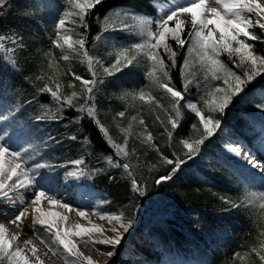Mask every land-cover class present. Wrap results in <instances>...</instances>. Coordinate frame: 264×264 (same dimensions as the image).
I'll return each mask as SVG.
<instances>
[{"label": "trees", "instance_id": "1", "mask_svg": "<svg viewBox=\"0 0 264 264\" xmlns=\"http://www.w3.org/2000/svg\"><path fill=\"white\" fill-rule=\"evenodd\" d=\"M160 1L102 0L87 17L89 24L87 35L100 33L101 19L113 8H120L123 13H134L154 19L157 17V5ZM9 5L0 9L3 13L0 15V35L8 36L15 33L23 38L24 45L14 54L17 60L15 67L0 59V108H5L9 114L14 112L10 120L11 123L16 121V126L10 129L11 134L16 133V136H19L31 131L36 137L34 142L30 140L28 143L31 148L37 149L38 156L48 165L66 168L71 165V161L82 158L84 160L82 167L90 173L84 176V179L89 181L93 188L105 192L107 202L120 207L125 216L135 218L140 210H145V202L156 198L161 214L149 230L164 247L162 251L154 250L157 259H160L162 254H173L191 264H259V259L251 252V247L257 246L259 239H264L259 237V232L264 228V221L256 219L253 209L232 206L233 203L242 200L243 185L239 180L240 176L231 169V160L222 156L216 146L205 144L200 155L187 161L186 149L179 141L183 138L199 137L202 134V127L198 123V118L183 107L184 102H181L182 122L169 140L167 131H171V126L166 125V131L165 126L160 123L165 121L166 124L167 113L164 109L171 111L169 100L160 90L150 89L148 81L145 90L152 91L162 108H157L150 102H133L131 97L122 99L118 96L122 93L119 88L112 90L104 88L98 92L95 90L97 117L108 128L109 134L117 143L124 142V134L120 132L117 124L127 128L131 117L138 115V120L133 122L132 132L128 136L127 147L130 156L126 160H120L121 163L128 162L132 165L131 170L136 180L144 188V195L134 192L131 181L122 168L102 165L105 162L102 158L105 156L113 155L114 160L118 158L92 120L83 117L76 122L77 117L83 114L74 108L64 111L63 119L47 118L46 113H56L57 107L48 93L39 91L45 83L53 90L56 83H60L63 93L70 94L72 91H81L79 82L73 80L71 72L89 77L84 71V64H80L72 54L71 62L63 61L60 59L61 50L52 44V40L55 39L56 15L49 7L65 8L67 6L64 0H9ZM93 19L96 22H93ZM180 19L187 21L182 32V38L187 41L191 29L190 17L181 15ZM172 22L169 24H173ZM257 32L260 35L259 30ZM169 43L178 53L177 67L171 69V75L179 89L183 84L180 65L184 61L187 45L180 48L174 41L169 40ZM251 43L259 54H264V46L259 41ZM6 46L13 47L10 43ZM48 52H51V57L45 55ZM4 55L5 53L0 52V57ZM49 59L55 60L52 68L48 67ZM165 59L167 60V57ZM225 63L233 67L232 63L226 60ZM192 64V72L197 73L194 81L201 85L199 88L196 87L195 92L196 102L201 107L202 103L199 101L205 94V81L196 59L192 60ZM141 67L145 68L143 59ZM37 76H43V79L37 80ZM137 79H129L130 84H136ZM260 82H264V79ZM69 83H73L74 87L69 88ZM209 84L212 85L211 81ZM123 85L130 86L129 81L121 86L124 87ZM191 86H195V83ZM124 91V94L133 93L134 89ZM74 103L77 105L84 103V97L77 98ZM251 105L248 103L243 107L251 109ZM8 107L15 111L12 112ZM119 111H125V116H117ZM229 111H234L235 114L240 112L239 109ZM157 115L160 120L156 119ZM42 116L45 118L39 119ZM139 118L144 119L148 126L147 131L152 134L153 139L150 143L142 142L143 136L139 134L144 132V128L139 124ZM234 119L236 124L232 125L231 134L249 143L250 139L247 136L251 128L247 125L248 122L238 114L234 115ZM193 123L198 125L199 131L192 129ZM72 136H76L77 139H70ZM85 137L90 143L85 142ZM152 144L156 147H152ZM156 148H159V151ZM133 149L135 154H132ZM254 155L264 165V150L257 148ZM162 156L173 160L183 159L185 163L171 179L157 184L156 180L162 175L169 174L173 167L167 164ZM35 231L39 234L34 235L41 242L49 241L48 234L39 225ZM236 253H240L243 259L236 257Z\"/></svg>", "mask_w": 264, "mask_h": 264}, {"label": "snow or ice", "instance_id": "2", "mask_svg": "<svg viewBox=\"0 0 264 264\" xmlns=\"http://www.w3.org/2000/svg\"><path fill=\"white\" fill-rule=\"evenodd\" d=\"M67 7L59 14L55 22V39L52 44L55 48L61 50L63 61L72 59L73 54L80 59L82 64L87 65L90 79H85L76 72H71L74 81H79L81 91H72L70 94H64L62 85L56 83L55 90L49 84L45 83L39 91L48 93L52 101L56 104V113H46L49 119H63L62 113L67 109L74 108L78 113L83 114L77 117V121L83 117H87L98 127V130L106 138V143L113 150V155H108L102 159L109 167L122 168L124 173L131 181L132 190L140 195H144V188L136 180L132 169V165L128 162L121 163V159H127L130 156L127 144L128 136L132 132L133 122L138 120V115L131 117L127 128L120 127L117 124L120 132L124 134V142L117 143L109 134L108 128L97 117L95 105V90L97 85L104 83V79L98 76L97 66L103 70L104 76H113L124 69L135 68L141 64V58L145 61V78L149 81L150 89H158L162 94L166 95L171 111L164 109L167 113V121H160L167 131L166 125L171 126V131H167L169 140L172 139L173 133L180 127L182 122L181 102L183 107L190 110L198 123L202 126L203 132L197 139L183 138L179 143L186 149L185 156L192 159L199 154L201 145L205 140L211 137L215 130L221 125V121L216 118L215 113H223L231 104L233 98L242 94L246 86L253 82L257 77L264 75V54H259L253 43L249 41L264 42V37L257 35L252 29L258 27L264 31V4L259 0H185L184 4L176 5L165 12L159 18L153 19L150 17L139 16L130 13H115L116 17L123 16L132 20L131 24L122 23L119 27L116 26L114 20L110 16H105L101 21V33L93 38L98 41L102 38L104 32L121 31L126 32L130 36L138 37V42L128 43L127 45L117 47L113 53L114 62L110 66L105 67L103 60L90 54L87 48V32L89 24L87 17L92 14V10L102 3V0H64ZM9 5V0H0V9ZM218 5L220 7L214 6ZM3 13L0 12V15ZM181 15L190 17L191 32H189V40L182 38L183 25L187 22L180 19ZM255 16V20L252 17ZM175 21V26L170 27L169 22ZM69 25L71 27H69ZM212 27H209V26ZM83 29V31H81ZM23 38L15 33L8 36L0 35V52L5 53L0 59L5 60L12 67L17 65L15 52L24 47ZM169 40L183 48L186 43L188 55L180 65V75L183 81L182 87L177 88L171 75V69L177 67L176 57L177 51L169 43ZM10 43L13 47H7ZM67 51H66V50ZM226 53L228 58L232 60L235 68L241 71L237 73L233 68L229 67L223 60L220 59L222 54ZM194 57L199 64L205 81V94L200 97L203 107L198 106L197 102L188 101L185 99L189 87L195 83V87L201 85L198 81H194L197 73L190 71L192 60ZM51 57V52L45 53ZM167 57V60L165 59ZM170 62V63H169ZM55 63L54 59H49L48 67L52 68ZM115 70V71H113ZM37 80L43 79V76H37ZM227 85L224 87H212L210 81H220ZM69 88L74 87L73 83H69ZM83 96L84 103L77 105L74 101ZM131 97L133 102H150L154 103L157 108H162L160 101L152 94V91H145L142 87L134 93H125L122 99ZM43 107V106H42ZM261 110H264V103L257 105ZM207 109V114L205 110ZM119 117L125 116V111H119ZM45 117H39L44 119ZM157 120L160 117L156 116ZM139 124L143 126L144 132L139 135L143 136L142 142H151L153 137L147 131V125L143 118H139ZM193 130L199 131L198 125H191ZM145 133H147L145 135ZM4 139L0 136V141ZM70 139H77L76 136ZM86 143H90L88 138H84ZM152 147L156 145L152 144ZM159 151V148H156ZM22 151L12 150L5 143H0V199L10 202L9 207L16 209L17 202L20 205H25L26 197L24 191L29 187L35 186V178L32 173L41 168H51V165L37 163L34 168L25 167L27 161L24 159ZM231 152L237 156L240 151L237 148H231ZM132 154H135L133 149ZM31 158V157H29ZM162 159L169 165H173L171 172L167 175L160 176L156 183L169 180L185 163L183 159ZM244 159L254 168L264 172V165L259 164L251 155H245ZM72 170L65 173V178L78 179L82 176L90 175V173L82 167L84 160L76 159L71 161ZM154 167V166H153ZM103 169H96L102 171ZM11 182V183H10ZM23 190V191H22ZM47 201L49 205H59L64 209L71 211V206L54 195H49L47 191L40 189L33 193L31 205L33 206V215L31 216V228L33 234H39L35 231L39 225L44 232L50 235V242L43 241L48 244L49 251L54 256L62 257L66 261L69 257H74L72 264H96L92 257L84 255L80 251L78 245L74 242L73 237L84 239L86 242L94 246L107 245L113 249L121 243L124 233H127L132 227L134 218L125 216L123 212H100L94 214L100 216L101 219L107 220L112 227L110 231L114 233L112 237L103 236L104 229L100 225L90 224H74L65 226L67 216L58 212L42 210V203ZM106 203V202H105ZM234 208L245 206L254 210V215L258 221H264V190L245 192L243 199L239 204L233 203ZM81 218L86 216L85 211L77 210ZM27 207H23L18 212L14 211L9 217V223L19 227L22 223V218H26ZM54 218V219H53ZM99 236L102 238H95ZM259 237H264V228L259 232ZM19 236L11 234L9 229L0 224V264H43L40 256L37 254L35 246L31 247L32 257L30 259L25 253L24 248L19 245ZM43 240V238H42ZM24 246L30 245V241L25 240ZM251 252L259 259V264H264V239H259L258 245L251 247ZM108 257L115 255L114 251L103 253ZM240 257V253L235 254ZM243 259V257H240Z\"/></svg>", "mask_w": 264, "mask_h": 264}, {"label": "rangeland", "instance_id": "3", "mask_svg": "<svg viewBox=\"0 0 264 264\" xmlns=\"http://www.w3.org/2000/svg\"><path fill=\"white\" fill-rule=\"evenodd\" d=\"M183 4V0H161L159 4L157 5V17L159 18L161 15H163L165 12L170 10L172 7L176 5ZM60 7V6H59ZM54 6H50L49 9H52L53 12H55L56 20L59 16V14L64 10V8H59ZM122 10L120 8H113L110 12H108L106 15L113 18L115 24L117 27H119L122 23H128L131 24L132 20L129 18H124L123 16L116 17L115 13L121 12ZM105 15V16H106ZM137 15V14H136ZM104 16V17H105ZM140 16V15H139ZM103 17V18H104ZM101 19V21L103 20ZM154 18V19H156ZM253 20H255V16L252 17ZM55 20V22H56ZM93 22H96L95 19H93ZM173 24H169L170 27L175 26V21L172 22ZM102 26V25H101ZM209 27H212L211 25ZM259 30V34L264 37V31H261L258 27L252 29L257 35ZM55 30V25H54ZM191 32V29L190 31ZM101 33V31H100ZM99 34V33H98ZM97 36L89 34L87 35L88 43L87 48L91 55L100 58L103 60L105 67L110 66L112 62H114V55H109L110 53H113L114 50L117 47L127 45L128 43L132 42H138L139 38L135 36H130L126 32L121 31H109L104 32L102 35V38L98 41H94L93 38ZM189 40V35L187 37V41ZM260 42V41H259ZM251 43V41H249ZM264 46V42H260ZM187 48L189 47V44L186 43ZM66 50V49H65ZM67 51V50H66ZM71 55V53H70ZM73 55V54H72ZM188 55L186 50V55ZM80 62V59L78 57H75ZM143 59V58H141ZM191 60H194V54L192 57H190ZM220 59L225 62L228 61L230 63L233 62L230 60L226 53L222 54L220 56ZM71 60V59H70ZM66 61L67 63L71 61ZM226 64V63H225ZM84 71L89 77H84L82 74L77 73L84 77L85 79H90L91 76L88 72L87 65L84 64ZM141 64L135 68L130 69H124L122 72H118L113 76H104L103 70L99 69L97 66V72L98 76H101L104 79V83L101 85H97L96 90L97 92L102 89L112 90L113 88H119L122 90V93H120L118 96L123 97L124 96V90L128 89H134V92L138 91L142 87H146L147 85V79L145 78V68L141 69ZM234 71L239 73L241 70L235 68L233 65ZM193 64L191 65V68L189 69L192 71ZM115 71V70H113ZM137 79L138 81L136 84L131 83L129 79ZM264 79V75H261L260 77H257L253 82L249 83L244 92L236 97L233 98V101L231 104L225 109L223 113H215L217 119L221 121V125L218 129L215 130L214 134L209 137L207 140H205L204 144L201 145L199 154L195 155L198 156L201 154V151L203 150L204 145H213L216 146L218 152L222 156H226L231 160V169L234 173H236L237 176H240L242 185H243V196L245 192L248 191H262L264 190V172H262L258 168L252 167L247 160L244 159L245 155H251L253 159H255L259 164L263 165V163L254 155V152L257 150H264V110H261L257 105L264 103V82H260ZM129 81V85H123L126 84ZM79 82V81H78ZM149 82V81H148ZM111 84V85H110ZM211 86L215 87H224L226 88L227 85L223 83V79L220 81H211ZM79 86H81L79 82ZM124 88V89H123ZM147 91V90H145ZM133 92V93H134ZM196 87L190 86L189 91L187 92L185 99L188 101L196 102ZM51 97V96H50ZM52 99V98H51ZM252 104L251 109H245L243 106L245 104ZM10 105V104H9ZM201 107L203 105L201 104ZM9 110L15 111L12 107H8ZM239 109L240 112L236 113L240 117L243 118L244 121H247L249 127V136H247L250 141L249 143L245 141V139H242L236 135L231 134V127L232 125L236 124L234 115V111H229ZM205 113L207 114V109H204ZM11 112V113H12ZM10 112H7L5 108H0V136H3L4 139L0 141V143H5L12 150L16 151H22L25 149L24 146H26V149H28L27 152L23 153L24 159L27 161V163L24 165L25 167L34 168V166L37 163H45V160L42 157H39L37 154L36 148H31L30 144L28 143L30 140L31 142H34L35 135L31 131L24 132L20 134L19 136L11 134L10 129L15 128L16 121H13L11 123V116L12 114H9ZM245 124V122H244ZM202 127V126H201ZM15 132V131H14ZM201 132H203V129H201ZM253 132V133H252ZM200 136V135H199ZM199 137H195L192 139H197ZM17 144V145H16ZM20 145V147H19ZM253 146V147H252ZM17 147V148H16ZM237 148L240 151V155L237 156L235 153L231 152V148ZM252 147V148H251ZM255 150V151H254ZM31 157V158H29ZM193 159V158H192ZM192 159H188L192 160ZM184 164V163H183ZM103 166L106 165L105 162L102 163ZM103 168V167H102ZM72 170V165H69V167H58L52 166L51 168H41L39 170H35L32 175H34L35 178V186L29 187L27 191H24V195L26 193L32 194L35 191H38L40 189H43L49 193L59 194L60 196L69 197V200H76L79 198L82 200L83 198L81 195L78 194H88L93 195L98 199L97 205L95 206V212H122L121 208L113 205L109 202H107V196L105 192H103L100 189L93 188L92 184L89 181H86L84 179V176L73 179V178H65V173ZM243 180V181H242ZM11 183V182H10ZM23 191V190H22ZM61 198V197H57ZM243 199V197H242ZM151 200V201H150ZM149 201L144 203L145 210H140L137 214V216L134 218V222L132 227L129 229L127 233H124L123 239L121 240V243L117 245L114 249L111 246L107 245H92L90 243L86 242V238H76L73 237L74 242L78 245L80 251H85L87 253V256H92L96 258L97 260H100L101 263H104L105 261L109 260L111 261V264H191L187 262V260H183L180 257H177L175 255H168V254H162L160 259H157L154 250H163L162 243L158 240L156 236H153L149 230V228H152L151 226L154 225L157 220L158 216H160V209L156 202V198L150 199ZM5 202V200L0 201ZM106 202V203H105ZM241 202V199L238 200L236 203L239 204ZM31 205V202H26L25 206ZM33 207V206H32ZM245 206H241L240 208H244ZM67 213H70L69 211ZM92 218H80V216H73L74 222L72 224H84L86 226H90V224H96L102 226L104 229L103 236L106 237H112L114 236V233L110 231V228L112 225L108 223L107 220L101 219L100 216L93 214ZM94 219V220H93ZM4 225H9V229L11 230V234H16L18 232L17 227L9 223V218H6L2 221ZM90 223V224H88ZM69 225L70 226H72ZM28 231H22L23 234L19 240V245L24 248L25 253L29 256L30 259H35L32 257L31 254V247L35 246L37 248V254L40 256L41 260L43 261V264L49 263V264H72V260L74 257H69L66 261L62 257H57L52 254L51 251H49L48 244H44L41 242L34 234L33 230L31 228V220L28 222ZM48 234V233H47ZM49 236V242H50V235ZM95 238H102L99 236H94ZM29 240L31 242L30 245L27 247L24 246V241ZM103 250H100V249ZM107 251H114L115 255L112 257H108L107 255L103 254Z\"/></svg>", "mask_w": 264, "mask_h": 264}, {"label": "bare ground", "instance_id": "4", "mask_svg": "<svg viewBox=\"0 0 264 264\" xmlns=\"http://www.w3.org/2000/svg\"><path fill=\"white\" fill-rule=\"evenodd\" d=\"M260 3L264 4V0H259ZM185 3V0H183V4ZM214 6H217V7H220L218 5H214ZM49 195H54L52 193H49ZM78 195H81V197L83 198L82 200L78 198L74 201V200H69V197H63V196H60L59 194H55V197H61V198H58L60 199L62 202H65L67 204H69L71 206V211L67 210V209H64L63 207L59 206V205H49L47 203V201L45 200L41 207H42V210L45 211V212H48V211H52V212H58L64 216H67V221L65 222V226H69L72 224V222H74V217L78 215V212L77 210H83L85 211L86 213V216H88V218H92L94 216H92L94 213H95V206L97 205V201L98 199L100 198H97L93 195H88V194H78ZM26 197V202H31V199L33 197L32 194H28L26 193L24 195ZM0 201H3V199H0ZM25 202V204H26ZM9 203L8 201H5V202H0V224H3L2 221L5 220L6 218H9L13 215V212L16 211L18 212L19 210H21L23 207H25V205H20L19 202H17V206H16V209H12L11 207H9ZM27 213H26V218H22V223L20 224L19 227H17L18 229V232H16V235L19 236V238H21V236L23 235L21 232L23 231H28V222H30L31 220V216L33 215V207L32 206H29L27 204ZM70 212V213H67V212ZM74 216V217H73ZM85 216V218H86ZM81 218V217H80ZM54 219V218H53ZM94 220V219H93ZM77 221V220H76ZM90 224V223H88ZM73 225V224H72ZM8 229H9V225H5ZM10 233H11V230L9 229ZM29 241V240H28ZM31 244V243H30ZM37 249V248H36ZM84 253V255L87 256V253L85 251H82ZM92 257V256H90ZM93 261L96 262V264H111V261L107 260L105 261L104 263H101L100 260H97L96 258L92 257ZM46 264H49V263H46Z\"/></svg>", "mask_w": 264, "mask_h": 264}]
</instances>
